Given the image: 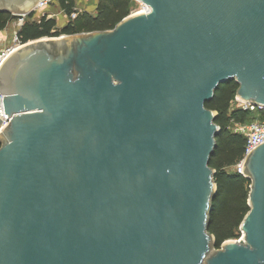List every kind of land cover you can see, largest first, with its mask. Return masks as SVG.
<instances>
[{
  "label": "water",
  "instance_id": "95a60500",
  "mask_svg": "<svg viewBox=\"0 0 264 264\" xmlns=\"http://www.w3.org/2000/svg\"><path fill=\"white\" fill-rule=\"evenodd\" d=\"M139 1L112 29L30 40L3 63L0 264H203L211 241L206 264H264V143L244 164L243 238L217 248L206 107L235 80L264 108V0Z\"/></svg>",
  "mask_w": 264,
  "mask_h": 264
},
{
  "label": "trees",
  "instance_id": "16d2710c",
  "mask_svg": "<svg viewBox=\"0 0 264 264\" xmlns=\"http://www.w3.org/2000/svg\"><path fill=\"white\" fill-rule=\"evenodd\" d=\"M54 1L65 13L66 18H69L67 24L59 28L57 20L46 15L39 20L32 19L37 15V11H33L28 14V20L18 31L22 42L46 36L59 37L63 34L112 29L133 12L132 7L135 5L134 0H100L96 15L79 12L75 19H71V14L76 11L75 0ZM12 19L10 13L0 11V31L4 30ZM238 88L239 83L235 80L224 82L219 85L213 99L206 103V107L217 112L215 121L221 127L216 138L217 147L210 160V166L216 170L214 179L218 191L213 200L214 211L211 214L209 232L215 236L217 248L228 239L238 238L241 223L250 210L248 198L251 180L236 171H228L230 166L244 157L246 144L245 137L232 131L231 127L234 122H248L250 112L258 114L256 118L264 119V109L255 112L231 109V101L235 98ZM256 118L252 116L249 121Z\"/></svg>",
  "mask_w": 264,
  "mask_h": 264
},
{
  "label": "built area",
  "instance_id": "2783aa9c",
  "mask_svg": "<svg viewBox=\"0 0 264 264\" xmlns=\"http://www.w3.org/2000/svg\"><path fill=\"white\" fill-rule=\"evenodd\" d=\"M142 8L140 10H135L132 13H140V12H146L149 8L146 4L142 3ZM78 15L77 10L74 11L70 18L75 19ZM28 15H25L23 18L20 19L22 22L21 24H24V20L27 18ZM49 17H52L49 15ZM29 42V41H28ZM25 43L22 42L18 31L14 33V36L10 41H7L5 37H0V69L3 65V63L8 59V57L17 49H19L21 46H23ZM234 104H237L239 106L238 109L245 110V111H259L264 109L263 107L259 105H255L254 103L244 100L240 98L237 94L233 100ZM0 131L6 127L9 122L11 121V117H9L8 114H6L5 106H4V95L2 92H0ZM237 132L243 135L246 139L245 144V153L244 157L235 165H233V170L236 171L243 176H246V173L244 172V164L247 156L258 146L264 143V119L262 118H256L253 121L246 123V124H238Z\"/></svg>",
  "mask_w": 264,
  "mask_h": 264
},
{
  "label": "rangeland",
  "instance_id": "374dc122",
  "mask_svg": "<svg viewBox=\"0 0 264 264\" xmlns=\"http://www.w3.org/2000/svg\"><path fill=\"white\" fill-rule=\"evenodd\" d=\"M100 0H75V9L77 10V12L79 13H84V12H89L92 15H96L97 14V10L96 7L99 4ZM135 1V5L132 7V11L135 10H140L142 8V4L139 0H134ZM41 8H39L37 15L34 16L32 19H36L39 20L42 16L46 15L49 17L52 16L53 18H55L57 20L58 23V27L62 28V26L66 25L69 18H66L65 13L62 11V9L60 8V6L54 1L52 0L51 3H49V5L46 6L45 9L40 10ZM25 19L24 23L26 22ZM22 22L20 21V19L16 18V19H12L9 23L8 26L0 31V37H5L7 41H10L12 39V37L14 36V33H16L17 31H19V29L22 27ZM234 100V99H233ZM233 100L231 101V109H238L239 106H237V104H234ZM251 115H249V120H251V117H257V115L255 113H251ZM255 115V116H254ZM259 116V115H258ZM247 120L248 122H234V124L231 127V130L238 133L236 130L238 128V124H246L249 123L251 121ZM253 121V120H252ZM233 170V166H230L228 168V171H232ZM240 230V231H239ZM239 236L238 238H233V240H239L241 238H243V232L241 230V227L239 229ZM215 252V249L213 247V241L210 242V251L207 254L204 263L206 264V260L207 258L213 254Z\"/></svg>",
  "mask_w": 264,
  "mask_h": 264
},
{
  "label": "flooded vegetation",
  "instance_id": "af4514ba",
  "mask_svg": "<svg viewBox=\"0 0 264 264\" xmlns=\"http://www.w3.org/2000/svg\"><path fill=\"white\" fill-rule=\"evenodd\" d=\"M32 40H35V39H32ZM28 41H30V40H28ZM28 41H26V42H24V43L26 44ZM54 46H55V45H54ZM54 46H53L52 50H53V51H58V48H57V47H54Z\"/></svg>",
  "mask_w": 264,
  "mask_h": 264
}]
</instances>
